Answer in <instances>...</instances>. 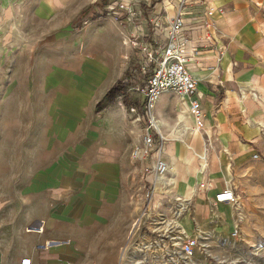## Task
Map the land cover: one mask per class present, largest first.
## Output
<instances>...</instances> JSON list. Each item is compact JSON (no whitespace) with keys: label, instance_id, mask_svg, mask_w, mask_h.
<instances>
[{"label":"crops","instance_id":"1","mask_svg":"<svg viewBox=\"0 0 264 264\" xmlns=\"http://www.w3.org/2000/svg\"><path fill=\"white\" fill-rule=\"evenodd\" d=\"M106 1L0 0V50L5 61L32 73L26 80L4 81L6 98L20 86L16 99L22 108L16 129L21 136L16 143L5 142L12 151L0 157V264H120L126 228L142 207V188L140 173L115 158L113 141L105 139L110 111L94 110L114 81L131 75L114 68L133 52L126 39L129 24L101 13ZM204 4L212 7V37L188 63L197 80L193 97L204 112L203 128L186 139L178 134L177 122L187 114L181 111L184 100L172 93L176 119L152 109L165 137L161 157L168 166L153 185L170 195L165 184L172 179L175 196L194 199L198 219L213 195L229 186L222 173L228 177L232 163L248 162L264 136V0ZM161 5L170 6L162 0L155 8ZM90 8L100 14L80 25ZM201 9L200 4L187 7L192 14ZM84 70L96 79L84 78ZM51 103L54 109L63 105L71 117L57 130ZM43 115L49 117L46 124L40 123ZM131 122L127 130L141 134V124ZM68 158L71 166L63 171ZM133 158L144 173L148 157ZM193 224L191 219L190 231Z\"/></svg>","mask_w":264,"mask_h":264},{"label":"rangeland","instance_id":"2","mask_svg":"<svg viewBox=\"0 0 264 264\" xmlns=\"http://www.w3.org/2000/svg\"><path fill=\"white\" fill-rule=\"evenodd\" d=\"M1 41L4 42L3 33H0V44ZM4 56V51L0 50V157L12 151V148L6 146L5 142L11 143L13 141L16 143L21 136V133L16 132V129H19L18 126L21 123L20 110L22 106L21 100L16 99V96L20 97L19 92L22 89L19 85L16 86L15 92L17 94L12 95L11 93L6 98L4 81L9 77L22 76L26 80L32 74L27 67L21 68L16 66L14 61H5ZM133 61L132 52L122 63L119 62L114 66L116 73L117 71H124V75H128V70H130ZM83 75L84 78L90 77L93 80L97 76L95 74L89 75L85 70ZM131 79L137 81L138 77H131ZM131 95L134 97L136 92L132 91ZM173 103V95L164 92L156 99L153 110L159 112L166 119H169V117L176 119L175 113L171 112ZM53 105L51 103L50 107L52 129L57 130L58 125L68 124L71 117L65 114L63 105L59 103L62 109H54ZM106 110L110 111V119L104 123L106 124L103 130V134L106 135L105 139L109 138L113 141L116 150L115 158H120L125 162L124 165L133 169L136 173H140L138 180L142 188L141 203H144L146 199L145 201L150 200L149 203L155 204L154 207H149L146 211L143 210V207H140L134 213V220L126 228L125 243L121 245L120 264H264V136L261 142L256 145V151L254 152L257 154L256 156L253 153L248 162L239 165L232 163L230 176L225 177L223 173L221 175L224 180L228 181L227 185L234 189L235 199L215 205L216 216L213 214L212 204L209 201L204 209V218L198 219L194 199L176 200L179 199V195L175 196L173 194L172 179L168 180L169 184L168 182L165 184L171 189V194H161L163 187L159 184H151L147 180L146 172L142 173L138 167L137 161L131 155V145L138 140L140 131L137 130L135 133H131L127 130V125L129 123L133 124L131 122L132 115L128 107L122 103L120 97L116 96L113 105H106L98 114L103 115ZM76 112L80 113L82 111L76 109ZM39 120L43 124L50 121L46 115L39 117ZM19 149H16L18 153ZM67 156L70 158L69 155ZM200 156L205 158V155L203 153L198 155V159L202 163L204 160ZM189 157H191L193 163L195 156L192 155V152H190ZM69 158L65 161V164H62L63 171L71 166ZM62 162L64 161L62 160ZM224 163H228L226 159ZM2 164L0 160V168H3L4 165ZM166 176L173 178L174 175L167 174ZM136 179L137 175H135ZM219 179L221 185H224L222 178ZM201 183L198 185L202 186ZM160 196H165L163 202ZM155 198L159 201L157 202ZM181 202L186 207L180 205ZM178 204L179 207L175 210V213H179L181 210L183 213L178 214L175 218L173 211ZM187 210H189V215L194 222L192 231H190L191 219ZM162 216L166 222L174 220L171 226L177 227L185 236L191 234L189 245L192 251L189 256L191 262H186L188 258L184 253V242L180 240L179 232L173 227L164 231ZM175 240H179L180 248L179 245H176L178 241ZM155 241L158 243L157 247ZM201 243L205 244L204 250H201ZM180 250L183 257L180 255Z\"/></svg>","mask_w":264,"mask_h":264},{"label":"built area","instance_id":"3","mask_svg":"<svg viewBox=\"0 0 264 264\" xmlns=\"http://www.w3.org/2000/svg\"><path fill=\"white\" fill-rule=\"evenodd\" d=\"M161 1L107 0L103 5L104 14L113 15L121 19L123 24H129V27H126V39L133 50L134 61L130 68L131 75L121 78L124 87L119 90L117 96L121 101L123 95L135 101L127 107L132 115L131 120L141 124V134L139 140L131 147V155L135 158L148 157V160L144 161V171L152 175V178H147L151 184L161 178L168 167L161 157L165 137L152 114L155 101L164 92L172 93L184 100V109L181 111L187 115L177 122L178 134L183 139L190 138L203 128L204 112L200 100L193 97L197 80L191 73L188 63L196 56L198 47L209 42L212 37L209 31L212 7L204 4V0H166L170 5L168 8L164 5L155 8V4ZM196 4L202 5V9L193 14L190 13L192 9L187 11V7ZM97 12L98 9L90 8L80 18L81 24L86 23ZM136 76L137 81L131 79ZM132 91L136 92L134 97L131 95ZM256 155L254 153V156ZM234 199L235 192L232 187L221 188L211 200L213 214L217 215L215 205ZM145 200L142 203L144 211L155 206L154 203H149L150 200ZM180 205L186 207L182 202ZM178 207L179 204L173 211L175 218L183 213L182 210L175 213ZM173 222L174 220L166 222L163 217L164 231L172 228ZM173 228L179 232V238L184 242L183 250L188 258L186 262H191L189 258L192 252L189 247L191 234L185 236L177 227ZM175 241H178L176 245L180 248L179 240ZM155 245L156 247L158 245L156 241ZM204 245L201 243V250L205 249ZM180 252L183 257L181 250Z\"/></svg>","mask_w":264,"mask_h":264},{"label":"trees","instance_id":"4","mask_svg":"<svg viewBox=\"0 0 264 264\" xmlns=\"http://www.w3.org/2000/svg\"><path fill=\"white\" fill-rule=\"evenodd\" d=\"M104 5V4H103ZM101 13L104 14V11L102 9ZM100 14V12H99ZM124 87V83L121 79H118L114 81L103 93V95L95 102L94 110L98 112L103 107H105L107 104H111L114 102L115 97L117 96L119 90ZM122 102L124 105L128 106L131 104H134L135 101L127 95L122 96Z\"/></svg>","mask_w":264,"mask_h":264},{"label":"bare ground","instance_id":"5","mask_svg":"<svg viewBox=\"0 0 264 264\" xmlns=\"http://www.w3.org/2000/svg\"><path fill=\"white\" fill-rule=\"evenodd\" d=\"M183 119V118H182ZM200 158L202 159V160H204V162H202V164H204L205 163V158H204V156H200ZM179 198V197H178ZM180 200H181V198H179Z\"/></svg>","mask_w":264,"mask_h":264}]
</instances>
